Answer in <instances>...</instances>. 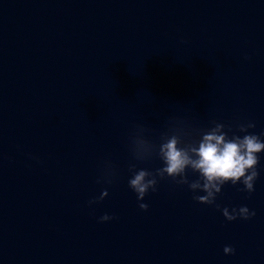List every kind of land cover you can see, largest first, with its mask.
I'll return each instance as SVG.
<instances>
[{
    "label": "water",
    "instance_id": "obj_1",
    "mask_svg": "<svg viewBox=\"0 0 264 264\" xmlns=\"http://www.w3.org/2000/svg\"><path fill=\"white\" fill-rule=\"evenodd\" d=\"M213 121L264 132V0H0V264H264V152L219 209L171 178L129 187L130 163L163 166L133 159L137 126L158 145Z\"/></svg>",
    "mask_w": 264,
    "mask_h": 264
},
{
    "label": "clouds",
    "instance_id": "obj_2",
    "mask_svg": "<svg viewBox=\"0 0 264 264\" xmlns=\"http://www.w3.org/2000/svg\"><path fill=\"white\" fill-rule=\"evenodd\" d=\"M249 59V57H245ZM214 126L200 132V139L195 142H185L182 137L189 135L182 128H176L173 133H162L160 143L157 145L145 136L151 129L144 125L137 126L132 138L131 151L134 160L144 161L157 157L163 164L162 167L149 171L147 169H137L135 163L129 164V172L132 173L129 179V187L136 193L137 200L143 201L151 190L157 191L159 180L171 178L177 185H187L193 192V199L200 204L214 205L217 196L222 192V188L229 182L236 186L242 184L239 191H246L251 195L255 191V181L259 178V156L264 152V132L260 135L249 133V129L256 127L254 122L240 124L238 131L245 133L243 136L233 134L229 136L225 131L226 125L213 121ZM198 174L195 180H189L187 170ZM115 170L110 163L106 164L105 182L112 183ZM159 178V179H158ZM99 182V181H98ZM203 192L204 195H198ZM108 196L105 189L98 198L88 202L89 206L102 201ZM148 204L139 203V208L148 210ZM227 221L237 219L249 220L256 215L255 211H250L247 206L221 209ZM115 217L105 214L99 218V222H107ZM224 253L231 255L235 249L225 246Z\"/></svg>",
    "mask_w": 264,
    "mask_h": 264
}]
</instances>
